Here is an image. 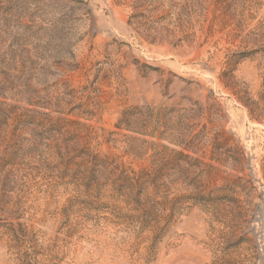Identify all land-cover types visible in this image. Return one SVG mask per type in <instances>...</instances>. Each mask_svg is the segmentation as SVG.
I'll list each match as a JSON object with an SVG mask.
<instances>
[{"label":"rangeland","instance_id":"374dc122","mask_svg":"<svg viewBox=\"0 0 264 264\" xmlns=\"http://www.w3.org/2000/svg\"><path fill=\"white\" fill-rule=\"evenodd\" d=\"M0 264H264V0H0Z\"/></svg>","mask_w":264,"mask_h":264}]
</instances>
